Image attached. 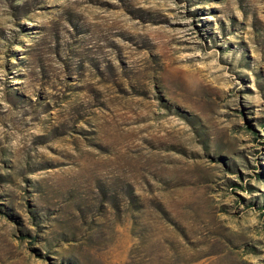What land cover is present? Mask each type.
I'll use <instances>...</instances> for the list:
<instances>
[{
  "label": "rangeland",
  "instance_id": "obj_1",
  "mask_svg": "<svg viewBox=\"0 0 264 264\" xmlns=\"http://www.w3.org/2000/svg\"><path fill=\"white\" fill-rule=\"evenodd\" d=\"M0 264H264V0H0Z\"/></svg>",
  "mask_w": 264,
  "mask_h": 264
}]
</instances>
